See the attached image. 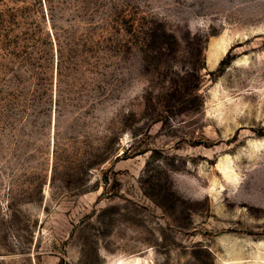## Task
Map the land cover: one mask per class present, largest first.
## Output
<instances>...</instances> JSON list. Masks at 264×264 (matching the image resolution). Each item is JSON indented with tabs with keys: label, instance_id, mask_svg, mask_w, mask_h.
Listing matches in <instances>:
<instances>
[{
	"label": "rangeland",
	"instance_id": "obj_1",
	"mask_svg": "<svg viewBox=\"0 0 264 264\" xmlns=\"http://www.w3.org/2000/svg\"><path fill=\"white\" fill-rule=\"evenodd\" d=\"M99 5L0 0V264H264V0Z\"/></svg>",
	"mask_w": 264,
	"mask_h": 264
},
{
	"label": "trees",
	"instance_id": "obj_2",
	"mask_svg": "<svg viewBox=\"0 0 264 264\" xmlns=\"http://www.w3.org/2000/svg\"><path fill=\"white\" fill-rule=\"evenodd\" d=\"M35 2H38L41 6L43 5V0H35ZM44 2L47 5L48 12L52 11V0H44ZM69 5H71L70 7H72V11L76 12V16L80 18V21L83 20V23L87 22L88 24H92L95 19H97L96 17L99 13L98 7L100 6L99 0H69ZM78 8H81L82 14H77ZM16 12L17 11L12 12L10 16L9 21L11 25L20 24L22 22L21 20H18V15ZM113 17L114 15H112L111 18L114 19ZM132 23H134V21H132ZM73 35L74 34H72V37ZM29 37V31L24 32V38Z\"/></svg>",
	"mask_w": 264,
	"mask_h": 264
},
{
	"label": "bare ground",
	"instance_id": "obj_3",
	"mask_svg": "<svg viewBox=\"0 0 264 264\" xmlns=\"http://www.w3.org/2000/svg\"><path fill=\"white\" fill-rule=\"evenodd\" d=\"M228 44H229L228 42H224L218 45L217 50H215L214 53L210 57L213 64H215L220 59V57L226 53L228 49Z\"/></svg>",
	"mask_w": 264,
	"mask_h": 264
}]
</instances>
